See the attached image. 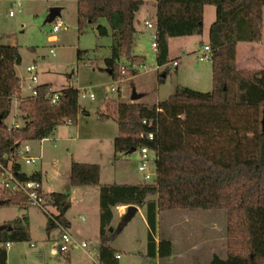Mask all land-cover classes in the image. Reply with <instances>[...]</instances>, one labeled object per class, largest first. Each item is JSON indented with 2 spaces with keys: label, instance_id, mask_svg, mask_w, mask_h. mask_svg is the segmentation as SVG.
I'll return each instance as SVG.
<instances>
[{
  "label": "trees",
  "instance_id": "16d2710c",
  "mask_svg": "<svg viewBox=\"0 0 264 264\" xmlns=\"http://www.w3.org/2000/svg\"><path fill=\"white\" fill-rule=\"evenodd\" d=\"M144 0H77V24H97L100 35L110 34V54L105 69L116 78L125 57L135 74L134 61L144 62L132 53L135 42V14ZM156 5V61L169 62L172 36L200 34L204 7L215 6V19L209 27L208 45L212 52V89L201 91L178 87L167 98L152 105L120 99L99 114L116 121L119 134L113 138V151L147 147L156 165L152 181L100 183L97 162L72 160L69 179L73 185H99V262L124 264L111 246L116 230L111 226L112 207L135 204L146 207V256L167 257L172 253L169 238L156 235L157 213L167 208H220L227 214L225 255L211 254L207 264H264V67L236 66L237 43L263 38L264 0H154ZM101 19L107 22L103 24ZM78 51V55H81ZM21 62L17 45L0 43V160L16 142L42 139L61 123H75L79 112V89L58 91L47 83L35 86L34 93L19 104L22 125L9 127L5 119L12 102L21 96V81L15 65ZM162 73H168V67ZM164 80V75H159ZM57 99L52 102V96ZM111 105V106H110ZM146 122H143V120ZM152 133V137H149ZM25 177V173H19ZM31 176L41 179L39 171ZM46 210L49 227L62 231L69 226L65 216L68 194L51 191ZM155 195L154 198L150 196ZM2 199V197H0ZM21 195L6 202L23 203ZM44 209V208H43ZM0 229V264L7 263L6 242L29 239L28 223H6ZM11 225V229L7 226ZM92 264H97L94 262Z\"/></svg>",
  "mask_w": 264,
  "mask_h": 264
},
{
  "label": "rangeland",
  "instance_id": "374dc122",
  "mask_svg": "<svg viewBox=\"0 0 264 264\" xmlns=\"http://www.w3.org/2000/svg\"><path fill=\"white\" fill-rule=\"evenodd\" d=\"M52 7H60V15L47 22ZM11 10L13 14L9 15ZM214 19L215 6L206 4L202 33L169 37V62L158 66L156 47L152 44L156 32V5L154 0H144L135 14L136 32L132 49V53L143 56L144 62L138 64L134 61L137 72L132 74L128 60L122 57L120 75L113 78L105 69L112 37L110 34L100 35L97 24H87L82 30L78 29L77 0H0V43L15 44L19 49L21 62L15 65V70L25 94L21 88V96L13 100L6 124L9 127L15 126L14 123L22 125L19 104L22 98L35 90L31 77L36 78L39 84L47 83L53 91L64 87L78 88L79 104L88 111L79 112L75 123L58 124L45 138L28 140L31 153L38 158L32 164L22 163L28 172H40L45 194L51 191L68 194L71 204L65 216L71 225L66 230L77 241H87V246L77 245L69 252L58 247L57 252H53L54 242L60 240L62 230L57 226L49 227L46 210L26 200L19 204L4 202L0 203V224L19 221L25 225L27 222L29 229L28 240L12 241L7 248L6 264H92L97 259L95 247L100 242L99 190L97 192L94 187L99 188V185L71 184L70 164L72 160L99 163L100 183H138L154 179V153L149 154L148 161L152 177L144 180L138 167V149L117 152L115 156L112 140L119 134L118 125L114 119L100 115L99 111L106 110L107 102L112 105L120 99L131 100L133 88L143 94L137 101L148 105L167 98L181 86L211 90V60L199 61L197 54L200 44L207 41ZM57 21H61L62 27L53 31ZM145 21H150L152 26H147ZM100 22L107 25L105 19ZM51 35L55 36L50 38ZM262 39L264 41V20ZM246 43L237 44L236 66L247 69L263 67L264 50L251 55L248 53L250 44ZM51 47L55 53L50 51ZM79 50L82 52L80 56ZM29 65L36 68L28 71ZM168 65V73L164 80H160L159 75ZM111 85L116 86L115 91L111 90ZM89 93H93L94 97L91 98ZM0 197L6 198L2 193ZM114 206L111 226L116 230L123 216ZM138 206L134 216L121 226L110 243L128 256L127 260L124 257L120 259V263L157 264L154 257L145 254L146 207L144 204ZM46 208L50 213L56 212L49 203ZM82 216L86 219L83 220ZM226 224L224 207L160 210L157 213L156 235L171 240L173 253L158 258V264H207L213 252L225 255Z\"/></svg>",
  "mask_w": 264,
  "mask_h": 264
},
{
  "label": "built area",
  "instance_id": "2783aa9c",
  "mask_svg": "<svg viewBox=\"0 0 264 264\" xmlns=\"http://www.w3.org/2000/svg\"><path fill=\"white\" fill-rule=\"evenodd\" d=\"M13 11H9V15H12ZM147 26H152L150 21H145ZM62 23L61 21H57L55 25L52 27L53 31H57L61 29ZM53 36V35H52ZM53 38V37H50ZM153 46L156 47L155 41L153 42ZM52 53H55L53 48H50ZM197 58L199 61L211 60L212 52L209 45H204L203 49L198 51ZM35 69V65H29L27 67L28 71H33ZM33 84L36 86L39 84L38 80L34 77H31ZM111 90L115 91L116 86L111 85ZM82 95H85V92L82 91ZM91 98L94 97L93 93H89ZM57 99V94L52 96L51 101L54 102ZM143 122H146L144 119ZM15 126H18L17 123H14ZM149 137H152V133H149ZM14 148L3 155L5 161L0 160V193L4 195V197L21 195L25 198L26 202L31 205H38L41 208L46 209L47 204V194L44 193L42 188L41 179L31 176L32 172L26 171L22 163L32 164L38 158L37 155L31 153V147L27 140H21L16 142ZM140 163L139 170H141L142 177L144 180L151 178V174L148 171V161L149 154L151 152L150 149L143 146L139 149ZM19 173H25V177H20ZM155 175V173H154ZM126 204H117V209L120 215H123L126 211ZM33 243H31L32 245ZM1 245V243H0ZM11 245V242H6L5 246L8 248ZM86 247L87 241L81 240L77 241L67 230H63L61 232V238L59 241L54 242V246L52 247L53 251L56 253L58 247L64 251L69 252L72 248L77 247ZM115 257L120 260L123 257L127 260L128 256L124 255L122 252L117 251L115 253ZM122 263V261H121ZM97 264H101L97 261Z\"/></svg>",
  "mask_w": 264,
  "mask_h": 264
},
{
  "label": "water",
  "instance_id": "95a60500",
  "mask_svg": "<svg viewBox=\"0 0 264 264\" xmlns=\"http://www.w3.org/2000/svg\"><path fill=\"white\" fill-rule=\"evenodd\" d=\"M60 15V7H52L47 15L46 21L52 22L57 16ZM165 76L166 73H163ZM142 97V93L136 92L135 88L132 89V93L130 95L131 100H137ZM262 125L264 130V117L262 118ZM17 144V143H16ZM6 200L0 199V203H4ZM138 207L135 204H129L126 207V211L123 214L122 221L120 223V226L124 225L129 219H131L134 214L136 213ZM5 227L4 224H0V229H3ZM7 229H11V225L7 226Z\"/></svg>",
  "mask_w": 264,
  "mask_h": 264
},
{
  "label": "crops",
  "instance_id": "0c3cea01",
  "mask_svg": "<svg viewBox=\"0 0 264 264\" xmlns=\"http://www.w3.org/2000/svg\"><path fill=\"white\" fill-rule=\"evenodd\" d=\"M55 35H51L50 37H54ZM208 39H209V35L207 36V41L206 42H202L201 44H200V46H199V48L201 47V49L203 48V46L204 45H208ZM168 42H169V38H168ZM241 42H244V41H241ZM247 43L246 44H250V45H248L249 46V51H248V53H250L251 55H253V54H255V52L256 51H263L264 50V41H263V39H261L260 41H252V42H248V41H246ZM153 44V43H152ZM170 44V43H169ZM238 44V43H237ZM198 48V49H199ZM201 49H199L198 51H200ZM134 52V51H133ZM135 53V52H134ZM263 59H264V57H263ZM238 60V59H237ZM240 62V64H241V61H239ZM168 68H169V65L167 66ZM240 67H242V66H240ZM263 67H264V65H263ZM35 68H36V66H35ZM242 68H248V67H242ZM252 68H254V67H252ZM260 68H262V67H260ZM21 88H22V93L24 94V87H23V84H22V82H21ZM34 89H35V87H34ZM195 89V88H194ZM197 90L199 89V88H196ZM209 91V90H208ZM33 93H34V90H33ZM32 93V94H33ZM31 94V95H32ZM25 95V94H24ZM143 95V94H142ZM139 151V150H138ZM150 153H153V152H150ZM27 171V170H26ZM33 172H35V171H33ZM92 186H94V185H92ZM94 188H96V190H97V192H98V190H99V188H98V186L97 187H94ZM2 199H4V200H6L7 201V198H2ZM5 201V202H6ZM68 203H70L71 204V198L69 197V199H68V201H67ZM137 207H139L138 205H137ZM114 208L118 211V209H117V205H115L114 206ZM138 210V209H137ZM114 213V212H113ZM120 215V214H119ZM121 216H123V215H121ZM82 219L83 220H85L86 218H85V216H82ZM113 219H114V216H113ZM113 221V220H112ZM69 226L68 227H70V225H71V222L69 221ZM147 224V223H146ZM71 234V233H70ZM71 236H72V234H71ZM73 237V236H72ZM158 238H160V237H158ZM32 243V242H31ZM30 243V244H31ZM74 248H72L70 251H72ZM52 251H53V249H52ZM95 251H96V256H97V259L94 261V262H97V261H99V244H97L96 245V247H95ZM118 251H120V250H118ZM54 252V251H53ZM121 252V251H120ZM172 253H173V249H172ZM153 259H156L157 260V264H158V258L157 257H154ZM164 264H167V263H164Z\"/></svg>",
  "mask_w": 264,
  "mask_h": 264
}]
</instances>
